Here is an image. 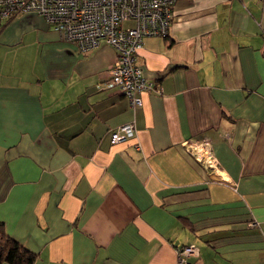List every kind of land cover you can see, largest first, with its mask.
Listing matches in <instances>:
<instances>
[{
  "label": "crops",
  "instance_id": "1",
  "mask_svg": "<svg viewBox=\"0 0 264 264\" xmlns=\"http://www.w3.org/2000/svg\"><path fill=\"white\" fill-rule=\"evenodd\" d=\"M115 55L34 12L0 29L7 234L34 264H179L190 244L191 264H264V1L176 0L136 55L160 88L140 105L105 85ZM204 138L216 168L185 147Z\"/></svg>",
  "mask_w": 264,
  "mask_h": 264
},
{
  "label": "built area",
  "instance_id": "2",
  "mask_svg": "<svg viewBox=\"0 0 264 264\" xmlns=\"http://www.w3.org/2000/svg\"><path fill=\"white\" fill-rule=\"evenodd\" d=\"M176 0H0V26L14 16L34 12L50 28L80 51H88L104 42L115 49L105 85L123 94L132 106L142 103V92H160L159 84L149 79L136 55L148 36H166L173 18ZM264 1V0H262ZM125 21L131 24L125 25ZM136 130L130 121L113 128L112 143L133 138ZM195 158L217 167L207 138L185 142ZM251 225H255L252 223ZM196 245L177 249L179 264H191L197 256Z\"/></svg>",
  "mask_w": 264,
  "mask_h": 264
},
{
  "label": "trees",
  "instance_id": "3",
  "mask_svg": "<svg viewBox=\"0 0 264 264\" xmlns=\"http://www.w3.org/2000/svg\"><path fill=\"white\" fill-rule=\"evenodd\" d=\"M35 259L36 253L7 234L0 222V264H34Z\"/></svg>",
  "mask_w": 264,
  "mask_h": 264
},
{
  "label": "rangeland",
  "instance_id": "4",
  "mask_svg": "<svg viewBox=\"0 0 264 264\" xmlns=\"http://www.w3.org/2000/svg\"><path fill=\"white\" fill-rule=\"evenodd\" d=\"M124 24L125 25H129V24H131V22L130 21H125Z\"/></svg>",
  "mask_w": 264,
  "mask_h": 264
}]
</instances>
